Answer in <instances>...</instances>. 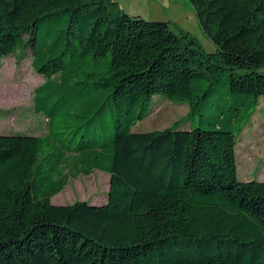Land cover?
Masks as SVG:
<instances>
[{"label": "trees", "instance_id": "1", "mask_svg": "<svg viewBox=\"0 0 264 264\" xmlns=\"http://www.w3.org/2000/svg\"><path fill=\"white\" fill-rule=\"evenodd\" d=\"M189 1L217 52L114 0H0V63L29 52L45 78L35 112L52 121L38 92L67 82L66 56L72 65L109 57L82 87L111 92L114 115L111 139L98 133L100 124L91 128L95 116L67 142L0 134V264H264V181H239L237 134L218 122L181 129L225 72L231 95L253 104L248 116L256 113L264 97V0ZM42 23L65 28L45 44ZM203 80L208 88L196 92ZM155 96L187 103L189 113L169 128L134 132ZM96 170L110 175L104 203H52L71 177Z\"/></svg>", "mask_w": 264, "mask_h": 264}, {"label": "rangeland", "instance_id": "2", "mask_svg": "<svg viewBox=\"0 0 264 264\" xmlns=\"http://www.w3.org/2000/svg\"><path fill=\"white\" fill-rule=\"evenodd\" d=\"M188 3L194 9L189 0ZM135 10L136 12L143 10L145 14L150 13V3H145L144 6L136 4ZM130 15L145 18L139 13ZM196 19L197 24L191 27L192 34L189 36L202 47L205 53L217 52L216 45L203 31L197 14ZM159 20L154 19L153 21ZM60 27L65 28L63 23L58 26L42 23L39 33L41 43H53L60 34L57 31ZM172 28L178 35L183 36L178 25L173 24ZM53 34L57 37L55 38ZM109 60L110 58L107 57L99 64L85 61L83 64L79 62V64L72 65L69 56L64 58V79L67 82L60 85L57 79L52 85L38 92L41 98L39 104L46 106V109L54 110L50 114L52 121H49L43 113L38 114L34 110L36 88L44 83L45 78L34 70L31 64L32 55L28 52L21 60L18 54L5 57L0 63V108L2 110L0 134L37 135L67 142L75 134L80 136L84 128L81 125L95 116L91 128L100 124L98 133L111 139L114 128L111 92L105 88L93 90L94 85H91V88L82 87L86 82L93 84L95 76L87 78L86 75L102 73L106 70ZM260 72L264 73V68H261ZM70 81L80 82V84L73 86L69 84ZM208 85L207 80L197 83L196 92H204ZM250 99L251 97L247 99V102ZM241 103L242 100L231 95L230 75L229 72H225L222 80L211 90L209 101L202 104L197 111L198 115L190 118V122L185 123L181 129L192 128V126L207 129V124L216 122L223 127L230 128L237 134L236 158L239 181H264V97L261 98L258 108L254 109L256 113L254 112L252 117L248 116V113L252 112L253 104L250 108H246ZM238 108L245 109V111L237 121L229 125V118ZM188 113L187 103H177L162 96H155L147 117L134 126L133 131L140 133L160 131L175 125ZM77 140L78 138L75 137L74 142ZM109 188L110 175L96 170L88 176L81 174L71 177L65 189L52 198V203L67 205L80 200L102 204L107 199Z\"/></svg>", "mask_w": 264, "mask_h": 264}, {"label": "crops", "instance_id": "3", "mask_svg": "<svg viewBox=\"0 0 264 264\" xmlns=\"http://www.w3.org/2000/svg\"><path fill=\"white\" fill-rule=\"evenodd\" d=\"M114 2L130 14L139 13L147 19L169 21L174 25H178L181 31L188 34H192L191 27L197 24L195 11L188 0H114ZM145 3H150V13L145 14L143 10L136 12L135 5L140 4L142 6L143 4L144 6Z\"/></svg>", "mask_w": 264, "mask_h": 264}]
</instances>
